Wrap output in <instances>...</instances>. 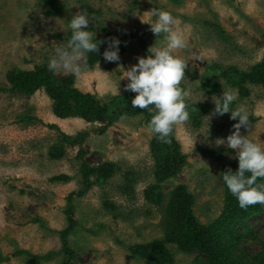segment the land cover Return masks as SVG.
<instances>
[{
  "label": "rangeland",
  "instance_id": "1",
  "mask_svg": "<svg viewBox=\"0 0 264 264\" xmlns=\"http://www.w3.org/2000/svg\"><path fill=\"white\" fill-rule=\"evenodd\" d=\"M58 1L64 11L49 16L42 0H0V87H10L6 76L15 69L33 70L48 65L55 48L67 42V22L73 15L87 11V30L93 38L132 34L138 39L118 61H101L79 77L56 74L74 77L78 89L96 95L102 103L123 95L135 97L136 93L125 91L128 80L122 79L124 71L138 58H146L151 47L162 44V37L150 31L148 23L155 19L152 10L170 12L177 18L175 27L187 44L173 50V55L187 65L180 87L189 92L185 98L189 119L174 125L187 165L177 178L163 185V193L168 195L184 185L196 199L194 211L202 224L219 218L224 207L220 173L237 159L227 147L226 137L235 131L237 121L230 118V113L216 115L213 99L220 97L223 89L234 92L236 99L230 109L243 106L249 118L254 119L251 127H241V135L264 147V90L250 84L245 91L240 90L215 67L244 73L263 60L264 0H180V4L172 0ZM84 62L85 58L81 63ZM50 125L72 138L87 133L83 148L88 152V165L111 162L121 168L120 172L78 197L77 192L83 188L77 158L80 147L63 142ZM153 136L140 116L123 117L111 125L79 118L63 120L54 115L53 101L42 90L31 97L1 93L0 253L12 257L18 249L34 256L60 252L64 244L61 232L70 228L66 214L70 203L77 226L65 240L74 253L69 264H146L134 258L127 247L164 239L165 205L157 207L145 198V191L154 183L150 151ZM218 138L225 139V144L217 146ZM56 144L64 146L65 155L58 159L50 154ZM200 148L220 152L221 159L198 152ZM60 175L71 179L53 181ZM129 176L127 184L131 183L133 192H124V177ZM105 202L112 209L107 210ZM250 223L262 229L256 237L264 241V215L252 218ZM241 247L251 255L260 251L258 244L247 239ZM168 248L173 264H205L204 255L185 254L175 245ZM64 259L65 255H60L50 262L36 263L21 256L2 264H62Z\"/></svg>",
  "mask_w": 264,
  "mask_h": 264
},
{
  "label": "trees",
  "instance_id": "2",
  "mask_svg": "<svg viewBox=\"0 0 264 264\" xmlns=\"http://www.w3.org/2000/svg\"><path fill=\"white\" fill-rule=\"evenodd\" d=\"M172 1L176 4L181 3L180 0ZM42 2L48 6L47 14L49 16H57L64 11V6L58 0H42ZM70 35L71 33L67 35V40ZM108 38L113 37L108 35L96 39L103 42L99 44L98 51L86 54L85 61L88 70L93 69L99 62L105 61L103 53L109 48ZM118 39L120 41L118 54L121 57L138 39V35L126 34V36ZM215 69H220V75L228 76L233 85H238L240 90H243L247 84L264 90V58L249 72L243 73L232 68L223 71L224 69L218 66ZM6 80L10 87H0V94L12 93L31 97L42 90L53 101L54 115L63 120L79 118L88 123L111 125L120 120L121 117L140 116L143 124L147 126L151 116L155 114L154 106L151 105L149 106L153 108L151 113L147 109L132 108L131 100L134 98L132 95L119 96L109 103H102L96 95L78 89L75 86L74 77H59L48 70L47 64L36 66L33 70L15 69L6 76ZM246 90L248 91L247 88ZM253 123L254 119L249 118V127ZM49 128L60 131L55 125H50ZM102 130L106 131V127ZM60 136L63 142L66 141L65 143H69L71 146L78 145L80 147L77 158L81 162L79 173L82 177L83 188L77 192L78 197L84 196L95 185L106 184L120 172L121 168L111 162H105L95 167L88 165L85 160L88 152L83 148L87 133H83L76 138L62 133H60ZM168 139L169 143H163L156 139L155 135L153 136L150 151L154 160V183L145 191V198L149 203L157 207L165 205L163 215L164 239L149 244L128 246L127 250L134 258L143 260L146 264H173L169 245H175L185 254L198 253L204 255L205 264H264V241L256 237V233L262 231V229L254 227V224L250 223L252 218L264 215V204L250 205L245 209L240 208L237 199L228 191L222 179L223 173L229 169L233 172L237 170L238 160L235 159L232 163L226 165L220 173L224 189L222 214L209 224H202L194 211L196 199L186 186L179 185L170 191L168 195L163 193V185L177 178L187 165V156L183 154L175 137L174 126ZM197 151L209 157L221 159V153L218 151L201 148ZM50 154L52 158L63 157L65 155L63 144H56ZM124 178L126 179L121 190L133 192L130 186L131 183L127 184V182H130V176ZM70 179L67 175H60L54 177L53 181H68ZM261 182L264 181H257V183ZM71 198V196L68 197L69 202ZM104 207L107 210L112 209V206L106 202ZM66 214L70 222V228L61 232L64 244L60 252L50 251L43 256H34L29 251L18 249L12 254V257L0 253V264L8 263L13 257L21 256L30 258L36 263H47L60 255H65L62 264H69L74 257V253L69 250L65 240L67 235L77 226L70 203L67 206ZM116 218H119V216H116ZM246 239L260 246V251L257 254H247V250L242 249L241 242Z\"/></svg>",
  "mask_w": 264,
  "mask_h": 264
},
{
  "label": "clouds",
  "instance_id": "3",
  "mask_svg": "<svg viewBox=\"0 0 264 264\" xmlns=\"http://www.w3.org/2000/svg\"><path fill=\"white\" fill-rule=\"evenodd\" d=\"M155 17L148 23L150 31L156 37H162L159 48L151 47L146 58H138V62L124 71L122 79L127 78L125 91L136 93L131 100L132 108L147 109L151 116L147 129L163 143H169V135L174 125L186 122L189 119L185 98L189 95L187 90L180 87L185 79L186 63L173 50L183 49L187 46L182 32L175 26L178 21L170 12L153 9ZM87 11L77 13L67 22L70 38L66 44L54 50L53 57L48 62V70L53 74L63 72L79 77L88 70L84 60L87 53H95L102 41L93 38V33L87 30L89 25ZM109 48L103 53L105 61H118V38H108ZM214 97V96H213ZM213 99V98H212ZM236 99L232 91L223 89L222 95L213 99L216 115L230 113V118L237 121L233 125L235 131L226 137L227 147L235 152L238 168L235 172L229 169L223 173V181L228 191L237 199L239 207L247 208L254 204H264V147L241 135L240 129L249 128V113L243 106L230 109V104ZM123 119V117H121ZM217 146L225 144V139L218 138Z\"/></svg>",
  "mask_w": 264,
  "mask_h": 264
}]
</instances>
